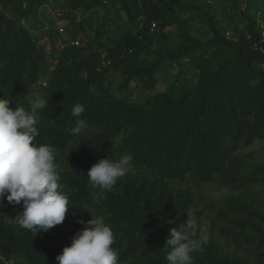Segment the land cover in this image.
Returning a JSON list of instances; mask_svg holds the SVG:
<instances>
[{"label": "trees", "instance_id": "trees-1", "mask_svg": "<svg viewBox=\"0 0 264 264\" xmlns=\"http://www.w3.org/2000/svg\"><path fill=\"white\" fill-rule=\"evenodd\" d=\"M43 6L67 21L66 38L39 20ZM184 65L191 81L159 86ZM0 96L26 108L48 97L37 140L57 148L72 204L35 233L6 222L22 203L0 201V264H57L78 221L95 216L114 232L120 264H167L168 230L189 211L206 241L193 264H264V161L250 156L264 146V0H0ZM77 103L87 128L73 136ZM124 151L134 169L97 204L87 170Z\"/></svg>", "mask_w": 264, "mask_h": 264}, {"label": "clouds", "instance_id": "clouds-1", "mask_svg": "<svg viewBox=\"0 0 264 264\" xmlns=\"http://www.w3.org/2000/svg\"><path fill=\"white\" fill-rule=\"evenodd\" d=\"M10 103L9 96H0V201L22 203L23 208L6 222L35 233L47 231L61 224L72 206L61 182L57 148L37 140L39 113L48 105V97L36 96L27 108L19 102L10 107ZM84 112L83 104L72 108V115L79 118L71 129L73 136L87 128V121L80 118ZM133 169L134 158L127 151L98 159L86 176L96 190L92 200L99 204L104 194L113 191L118 180ZM78 222L83 227L55 257L57 264H120L119 253L113 247L114 232L104 218L95 216ZM197 229L198 219L191 211L183 223L169 228L164 246L168 249L167 264H193L192 253L202 251L206 243L203 236L197 237ZM125 264H133V259L130 257Z\"/></svg>", "mask_w": 264, "mask_h": 264}, {"label": "rangeland", "instance_id": "rangeland-1", "mask_svg": "<svg viewBox=\"0 0 264 264\" xmlns=\"http://www.w3.org/2000/svg\"><path fill=\"white\" fill-rule=\"evenodd\" d=\"M217 12H218V18L220 21V25H225L227 24V18L225 16V14H227L228 11H226L228 8L220 3H215ZM38 18L39 20L43 23V25L45 26V28H49V24L50 23H54V26H56V28L59 31V35L62 36V38H66L65 36V31L64 28L67 24V21L65 20H60L58 19V14L53 12V10H51L48 6H43L40 8V10L38 11ZM111 15V11H109V14ZM112 16V15H111ZM259 21H261L259 19ZM205 24V22L203 23ZM236 25L232 26L231 28L233 29L235 26L236 28H241V23L239 22L238 19H236ZM261 25V23H259ZM232 30L230 29L228 31L227 36L228 37H232ZM47 46L50 49V51H56L59 50L62 46V41L59 40V38L55 37V35L53 34V38H47ZM162 75V76H161ZM160 78H159V86H161V88H167L169 83L172 81L176 80H180V79H185V81H191L193 79V71H191L189 65H184L182 68L180 69H174L171 68L168 71L164 72L163 74H161ZM163 78H167L165 81L163 80ZM39 82L41 83V80H39ZM163 82V84H162ZM156 91V89H155ZM145 95V93L143 92V90H137L133 93V97H130V100H134V99H139L142 98ZM252 152L250 153V156L252 157L251 162L255 161L256 159H260L261 161H264V156H263V150H264V146L263 144L257 143L255 144L254 148L251 149ZM257 187L261 186V184L256 185ZM223 189L220 190H213L211 192V196L214 198H221V195L223 193Z\"/></svg>", "mask_w": 264, "mask_h": 264}, {"label": "crops", "instance_id": "crops-1", "mask_svg": "<svg viewBox=\"0 0 264 264\" xmlns=\"http://www.w3.org/2000/svg\"><path fill=\"white\" fill-rule=\"evenodd\" d=\"M188 66V65H187ZM166 71H168V70H166ZM191 71H192V69H191Z\"/></svg>", "mask_w": 264, "mask_h": 264}, {"label": "built area", "instance_id": "built-area-1", "mask_svg": "<svg viewBox=\"0 0 264 264\" xmlns=\"http://www.w3.org/2000/svg\"><path fill=\"white\" fill-rule=\"evenodd\" d=\"M76 43V42H75Z\"/></svg>", "mask_w": 264, "mask_h": 264}]
</instances>
